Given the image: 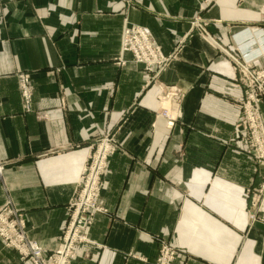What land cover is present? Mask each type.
Here are the masks:
<instances>
[{"label":"crops","instance_id":"0c3cea01","mask_svg":"<svg viewBox=\"0 0 264 264\" xmlns=\"http://www.w3.org/2000/svg\"><path fill=\"white\" fill-rule=\"evenodd\" d=\"M263 3L0 0V207L11 203L28 237L53 251L91 145L114 135L100 198L108 212L71 264H153L163 241L178 249L174 264H264V200L248 216L264 165L239 136L244 86L226 52L264 28ZM197 16L213 39L192 27ZM125 25L148 29L170 57L154 80L157 67L121 54ZM162 87L176 91L172 123L158 115ZM0 264L33 263L0 237Z\"/></svg>","mask_w":264,"mask_h":264},{"label":"built area","instance_id":"2783aa9c","mask_svg":"<svg viewBox=\"0 0 264 264\" xmlns=\"http://www.w3.org/2000/svg\"><path fill=\"white\" fill-rule=\"evenodd\" d=\"M208 3V1H206ZM206 21L196 18L193 28H200L211 35L203 26ZM256 39L239 47L241 56L226 51L230 56L233 69L239 75V81L244 86V97L238 102L240 118L236 127L241 139L247 144L248 152L255 160L264 165V119L262 103L264 101V68H256L254 62L264 57V28L255 31ZM131 52L133 60L142 63L146 70L153 72L157 78L165 69L170 59L164 55L160 45L148 31L138 25H125L121 35V54ZM19 91L23 109L33 111V87L28 74L19 75ZM175 90L166 91L162 87L157 94L160 102L159 116L172 123L171 99ZM120 145L114 135H104L91 147L84 164L80 180L74 196L68 206L69 218L59 237V245L53 251H47L38 241L28 237L26 220L11 203L0 207V237L4 243L14 248L20 260H30L33 264H71L77 256V246L89 241L87 231L92 226L98 213H106L108 209L100 204L104 189L103 175L109 157L119 151ZM3 165L0 163V175ZM250 193V192H249ZM253 202L249 209V220L257 218V211L262 210L264 200V177L258 188L252 192ZM178 249L170 241L160 243L159 253L153 264H174Z\"/></svg>","mask_w":264,"mask_h":264},{"label":"rangeland","instance_id":"374dc122","mask_svg":"<svg viewBox=\"0 0 264 264\" xmlns=\"http://www.w3.org/2000/svg\"><path fill=\"white\" fill-rule=\"evenodd\" d=\"M206 1H208L207 4L212 5V4H214V1H215V0H205V2H206ZM262 6H263V7H262V10H263V12H264V3H263ZM196 18H197V19L200 18V19H202V20L205 21V19L202 18L201 16H197V17H195V19H196ZM195 19H194V20H195ZM206 23L208 24L209 22L206 21ZM207 24H205V28H206V25H207ZM259 28H262V27H259ZM207 31H208V30H207ZM211 37H212V35H211ZM212 38H213V37H212ZM256 38H257V37L255 36V39H256ZM226 51H227V50H226ZM232 54H234L236 57H237V56H238V57L241 56V55H240L241 52H240L239 50H238V54H237V53H232ZM257 60H258V59H257ZM257 60H256V61H257ZM256 61L254 62V66H255L256 68H264V65H256ZM238 78H239V75H238ZM239 82H242V81H239ZM242 85H243V84H242ZM95 142H96V141H95ZM95 142H94V143H95ZM94 143H93V144H94ZM92 146H93V145H91V147H92Z\"/></svg>","mask_w":264,"mask_h":264}]
</instances>
